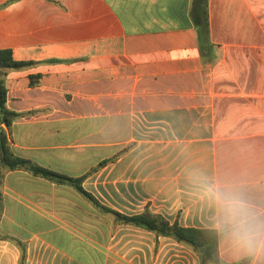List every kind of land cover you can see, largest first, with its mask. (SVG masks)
Here are the masks:
<instances>
[{"label":"crops","instance_id":"obj_1","mask_svg":"<svg viewBox=\"0 0 264 264\" xmlns=\"http://www.w3.org/2000/svg\"><path fill=\"white\" fill-rule=\"evenodd\" d=\"M0 49L36 63L0 70L14 156L182 227L209 229L198 173L239 176L264 204V0H0ZM0 236V264L19 245L25 264H200L23 169L0 177Z\"/></svg>","mask_w":264,"mask_h":264},{"label":"trees","instance_id":"obj_2","mask_svg":"<svg viewBox=\"0 0 264 264\" xmlns=\"http://www.w3.org/2000/svg\"><path fill=\"white\" fill-rule=\"evenodd\" d=\"M36 64L32 61H16L12 57L11 50L0 49V70H15L29 67ZM40 74L30 76V85L34 86ZM6 89L3 79H0V124L9 127L14 119L20 114L9 111L5 108ZM108 161L100 163L99 166ZM23 169L34 177H40L50 182L60 185H67L76 190L84 197L100 214L108 216L113 225H128L141 228L153 233L156 237H168L177 243L190 248L199 258L200 264H223L219 256V244L216 237L209 229L182 227L177 221L170 223L158 214H154L147 208L134 215H125L109 207L102 205L91 194L84 191L82 182L86 175L81 177H68L47 168L40 167L28 160L14 156L8 146L5 137L2 135L0 140V177L6 171ZM1 237V236H0ZM21 249L20 264H25V245H19ZM244 262H241L243 264Z\"/></svg>","mask_w":264,"mask_h":264},{"label":"clouds","instance_id":"obj_3","mask_svg":"<svg viewBox=\"0 0 264 264\" xmlns=\"http://www.w3.org/2000/svg\"><path fill=\"white\" fill-rule=\"evenodd\" d=\"M200 196L211 209L209 230L232 264H264V204L239 176L198 173Z\"/></svg>","mask_w":264,"mask_h":264}]
</instances>
